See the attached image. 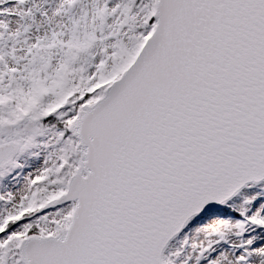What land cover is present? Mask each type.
<instances>
[{
  "label": "snow or ice",
  "instance_id": "6c2138e0",
  "mask_svg": "<svg viewBox=\"0 0 264 264\" xmlns=\"http://www.w3.org/2000/svg\"><path fill=\"white\" fill-rule=\"evenodd\" d=\"M0 264H264V0H0Z\"/></svg>",
  "mask_w": 264,
  "mask_h": 264
}]
</instances>
